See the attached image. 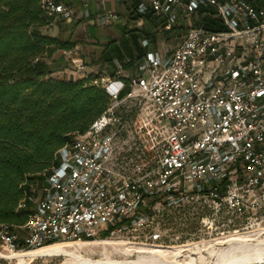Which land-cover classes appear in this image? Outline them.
Here are the masks:
<instances>
[{
	"label": "built area",
	"instance_id": "built-area-1",
	"mask_svg": "<svg viewBox=\"0 0 264 264\" xmlns=\"http://www.w3.org/2000/svg\"><path fill=\"white\" fill-rule=\"evenodd\" d=\"M116 1L134 5L140 24L153 12L166 30L182 19L190 26L171 51H147L132 74L119 61L114 74H84L103 85L111 101L88 129L72 133L58 150L59 162L44 173L45 181L20 201V207L31 204L26 223H0V264L9 260L1 251L58 240L144 235L161 241L157 218L194 196L211 209L202 218L209 229L225 210L250 224L264 220L262 0ZM42 7L68 21L76 13L63 0H42ZM201 7L207 8L202 14L220 18L225 28L195 26ZM119 17L107 9L97 21ZM136 92L147 103L135 126L158 157L152 170L131 175L110 162L116 108Z\"/></svg>",
	"mask_w": 264,
	"mask_h": 264
},
{
	"label": "trees",
	"instance_id": "trees-1",
	"mask_svg": "<svg viewBox=\"0 0 264 264\" xmlns=\"http://www.w3.org/2000/svg\"><path fill=\"white\" fill-rule=\"evenodd\" d=\"M130 8L129 16L139 19L135 6ZM206 9L201 7L194 25L224 29L220 18L202 14ZM59 19L44 10L42 0H0V223H26L31 204L20 207V201L32 186L45 181L44 173L59 162L58 150L71 140L72 133L88 129L111 101L105 87L92 83L91 77L50 75L44 57L79 42L44 32ZM144 19L161 22L153 12ZM181 27L187 28L175 24L172 32ZM136 30L127 28L125 34L137 47L140 37L148 38L149 44L139 48L137 59H118L125 69L139 62L154 42L155 35L142 37ZM140 30L150 34L143 27ZM129 39H122L120 47L133 56ZM120 47L110 41L95 62L103 68H116L112 52L121 53Z\"/></svg>",
	"mask_w": 264,
	"mask_h": 264
},
{
	"label": "rangeland",
	"instance_id": "rangeland-1",
	"mask_svg": "<svg viewBox=\"0 0 264 264\" xmlns=\"http://www.w3.org/2000/svg\"><path fill=\"white\" fill-rule=\"evenodd\" d=\"M111 9L119 11L116 3L111 6ZM120 17V20L109 22L105 26L82 25L79 28L76 27V24L68 26L64 23V19H59L48 27H45L44 32L51 35H60L65 39L71 35L70 38L72 40L81 41V45H79V48H75L73 55L83 58L87 56L88 62H86L85 59L83 62L85 61V64L91 66L93 63H96L95 60L100 55L102 46H105L113 38L115 40L123 38L125 35V33H123L125 25L136 28V31H138L142 37L155 35L154 42H151L150 47L158 48L161 52L171 51L173 48L177 47L183 40L190 26L189 24H185L187 28H177L172 32V29H170V31L164 29L162 17H159V19H161L160 23H155L151 19L149 21L144 19V23L142 24L132 22L126 11L121 12ZM142 27L148 30L150 34H146L144 31L140 30ZM88 38L95 40L88 41ZM72 63L73 65H68V67L78 71L80 67L76 66L74 62ZM66 67L67 66H64L63 69ZM94 69L95 72L93 74L102 73L103 70L100 65L94 66ZM146 103V98L136 92L135 96L125 98L122 104L116 108V115L119 119L115 127L116 135L110 164L117 170L126 174L140 175L146 173L152 170L157 163L158 155L156 150L151 147L149 141L141 136L142 134L135 126L138 114ZM210 212L211 209L206 201L194 196L182 205L167 210L164 216L157 218L156 224L163 231V239L161 241H154L150 238L147 239L144 235L137 237L122 235L120 238L151 244H185L190 241L219 237L223 234L222 232L227 233L235 229H243L247 226L252 228L253 225H257L255 222L250 224V220L247 218L243 219L225 210L220 213L213 228L209 229L202 225V218L203 215ZM261 223L264 226V220ZM103 238L111 237L104 236ZM9 252L11 251H2L3 254ZM89 256L91 258L100 257L99 254H89ZM117 256L122 258L120 255ZM65 259L64 256H43L37 258L31 264H60ZM135 259L136 255H132L129 258V260ZM214 259H216V257ZM8 264L14 263L9 259Z\"/></svg>",
	"mask_w": 264,
	"mask_h": 264
},
{
	"label": "bare ground",
	"instance_id": "bare-ground-1",
	"mask_svg": "<svg viewBox=\"0 0 264 264\" xmlns=\"http://www.w3.org/2000/svg\"><path fill=\"white\" fill-rule=\"evenodd\" d=\"M222 233L212 239L170 245L120 237L58 240L37 248L1 253L14 264H31L43 256H64L66 259L60 264H264L261 222L252 228ZM89 254L100 257L91 258ZM132 255H136L135 260H129Z\"/></svg>",
	"mask_w": 264,
	"mask_h": 264
},
{
	"label": "crops",
	"instance_id": "crops-1",
	"mask_svg": "<svg viewBox=\"0 0 264 264\" xmlns=\"http://www.w3.org/2000/svg\"><path fill=\"white\" fill-rule=\"evenodd\" d=\"M65 2L71 3L75 9H76V13L74 18L71 21L68 20H64V23H66L68 26L72 25V24H76V27L79 28L82 25H95V26H105L106 24H100L97 21V16L100 12L107 10V9H111V6L116 3L118 10L117 11L119 13V15H121V12L126 11L129 14V11L131 10V6L128 4H125L123 2H118L116 0H63ZM129 18L131 19L132 22H137V19H133L129 16ZM121 17H119L116 20H113L111 22L114 21H118L120 20ZM147 21V20H146ZM110 22V23H111ZM182 24H186V20L182 19L181 20ZM144 23V22H143ZM133 26H137V25H133ZM125 29L123 30V33H125L126 29H130L133 28L130 25H125L124 26ZM77 33V32H76ZM74 33V34H76ZM71 36V35H70ZM70 36L68 38H70ZM124 38H128L129 39V35L125 34L123 36ZM98 38V37H97ZM122 38V39H124ZM122 39L120 40H115L114 38L111 39L115 41V43L120 47V44L122 43ZM143 39L144 38H139L138 41V47L135 45V43L129 39V45L131 46V50L133 53V56L130 55V53L126 50H124L123 47H120L121 49V53L114 51L112 52V55L115 57L114 61L116 63V61H118V59L121 60H128L131 57L133 58H138L139 57V48L141 49V46L143 44ZM88 41H93L95 39H91L88 38ZM79 45H81V41L78 42L74 47L70 48V49H64V48H58L55 49L53 52H51L50 54H48L47 56L44 57L46 63H47V68L49 71H51L50 75L54 76V77H58V78H64V77H73L74 79H79L82 78L84 76L85 73H94L95 69L94 66L96 65H100L101 67V63H93L91 66H88L87 64H85L84 62H88V57L84 56H74L73 52L75 50V48H79ZM105 46H102L100 55L102 53V51L104 50ZM153 48H150V50H152ZM158 48H154L153 50H156ZM99 55V56H100ZM98 56V57H99ZM85 59V61L83 62V60ZM69 62V63H67ZM78 66L79 64L83 65V67H80V69L78 71L72 70L68 67V65H73V63ZM74 65V66H75ZM64 66H67L65 69H63ZM63 69V70H62ZM102 73L105 74H112L111 72L115 69V68H103L102 67ZM136 71V65L131 66L128 69H125V72L127 74H132ZM62 74V75H61Z\"/></svg>",
	"mask_w": 264,
	"mask_h": 264
}]
</instances>
